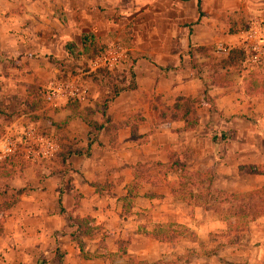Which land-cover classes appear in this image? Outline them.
I'll return each instance as SVG.
<instances>
[{
  "label": "crops",
  "instance_id": "obj_1",
  "mask_svg": "<svg viewBox=\"0 0 264 264\" xmlns=\"http://www.w3.org/2000/svg\"><path fill=\"white\" fill-rule=\"evenodd\" d=\"M182 20L183 0H0V103L28 85L45 89L49 82L63 81L52 77L55 65L72 55L67 43L78 49L84 31L127 35L135 81L134 89L107 102L105 114H88L94 121L108 117L120 126L115 131L93 129L76 114H64L62 121L48 114L60 126L47 122L46 135L58 142L53 155L22 164L14 160L8 166L11 175L0 176V186L24 188L2 222L0 264H264V215L236 241L210 209L194 203L193 195L185 199L170 190L177 171L158 183L154 162H169L170 152L182 156L190 170H212L214 130L227 133L219 167L264 163V94L245 95L242 80L224 88L195 76L186 49L198 37L195 30L184 32ZM223 40L237 45L236 34ZM176 96L210 98L211 105L197 107L193 129L182 130L181 121L155 114ZM58 102L55 107H62L66 99ZM31 119L34 126L46 122ZM234 120L243 121L242 127ZM61 143L88 154H71L62 165L53 160ZM227 159L241 162L224 163ZM257 176L264 182V175ZM67 216H90L99 228L71 239Z\"/></svg>",
  "mask_w": 264,
  "mask_h": 264
},
{
  "label": "trees",
  "instance_id": "obj_2",
  "mask_svg": "<svg viewBox=\"0 0 264 264\" xmlns=\"http://www.w3.org/2000/svg\"><path fill=\"white\" fill-rule=\"evenodd\" d=\"M197 13L199 14V2L200 0H194ZM227 34H234L237 32V28L234 23H230L229 20L226 22ZM79 46L78 49L73 52L69 43L65 45L68 51H72V55L78 60L89 59L95 57L103 52L106 48V43L100 36L93 34L90 31H84L79 34ZM129 54V53H128ZM188 57V65L190 70L195 76H199L201 72L200 63L196 60V55L202 56L206 62L211 63V72L208 75V82L219 87H230L233 83L227 78L226 70L228 68L236 67L241 64L244 59L243 52L240 48L234 46L230 47L228 53L223 58L215 60L214 56L211 54V47L206 45H196L189 47L186 52ZM128 56V55H127ZM145 57L144 55H141ZM213 61V62H212ZM129 78L125 82L111 83L108 86V92L106 93L105 104L113 99L119 92L124 90H132L135 88L134 73L132 66L134 65V59L129 58ZM97 71L107 72V69H97ZM243 82V93L248 96L264 94V74H258L255 72H249L246 74L242 80ZM45 90L37 85H28L23 90V95L20 100L19 107L15 112L8 110V104L0 103V135L3 132V127L11 123L14 116L34 112L43 109L46 102ZM208 104L211 105V100L209 97L205 96H176L174 101L169 104H161L160 108H155V114L160 120H176L183 123L182 130L193 129L198 122L197 107ZM101 114H105V108ZM63 109L67 110L69 114H76L81 117L83 122L92 127L93 129L99 130L105 128L107 132L115 131L120 126L111 122L108 117L102 115L100 121H94L90 118L88 114L82 113V108H80L79 103L73 99H67L62 105ZM38 114H32V117H42L47 122L60 127L59 124L50 115L46 113L45 110H40ZM139 114V113H136ZM134 123V122H133ZM61 124V123H60ZM47 134V133H40ZM109 144L112 145V139L109 137ZM83 150V151H82ZM77 149V147L71 144H60V149L54 154L53 160L65 165L66 159L71 154L85 153L88 154L87 149ZM170 161L161 163L159 161L154 162V165L158 168L161 174L160 181L165 180L166 174L168 172L177 171L176 187L166 186L170 188L172 192L179 193L183 195V188L188 184H193L194 179L205 180L208 185L212 182L213 172L210 169H204L202 171L189 170L187 164L185 163L182 156H177L174 152L168 154ZM23 163L26 161L20 156H12L0 160V176L8 177L11 175V170L8 166L12 165V162ZM237 174H250V175H264V163H240L236 166ZM198 180V181H199ZM92 186L97 189L98 187H103L105 185L92 184ZM134 184H132V187ZM65 189H69L68 184L65 183ZM63 188V189H64ZM24 188H13L9 187L6 183L0 186V235L3 231L2 222L7 212L12 208L19 200L20 194L23 192ZM190 193V192H188ZM226 196L221 202H227L229 205L225 208L224 212L219 215L218 219L223 221L226 225L227 231H237L244 229L250 222L254 221L260 216L264 215V185L256 187L254 189L235 192V193H224ZM189 195V194H188ZM75 198L74 204H77V194L72 193ZM60 211L63 209L58 201ZM232 218V220H229ZM67 222L73 227V230L68 232L71 239H77L79 235L90 236L93 230L99 228L97 225L93 224V219L90 216H67ZM155 237L157 234L155 233ZM42 264V262H39Z\"/></svg>",
  "mask_w": 264,
  "mask_h": 264
},
{
  "label": "rangeland",
  "instance_id": "obj_3",
  "mask_svg": "<svg viewBox=\"0 0 264 264\" xmlns=\"http://www.w3.org/2000/svg\"><path fill=\"white\" fill-rule=\"evenodd\" d=\"M187 1L188 0H183V20L181 21V23H179V25L184 27V32H187L188 35L192 34L193 30H195L198 41L194 43L189 42L186 52L189 47L196 45H206L211 47L212 56H214L215 60H218L223 57L215 53L214 46L216 43L221 42L222 44L232 47L228 44L229 42L226 43L223 40V37L225 35L236 34V36H238L237 34L239 32L246 30L252 25L264 26V0H200L199 14L194 7L195 1L189 0L190 3ZM228 20L230 23L235 24L236 28L238 29L236 33L227 34L226 22ZM100 37L106 44L111 41H116L126 48L129 44V37H127V35H124V33L123 35L122 33H119L115 36H107V34H103ZM235 39L236 37H232V39H229L231 41V44H235ZM75 51V48H73V52ZM130 57L131 56L128 55L125 60H123L120 64L113 67L107 72H95L88 71V68L86 66V59L78 60L73 55L67 53V55L65 54L62 59H59V64H57V66L55 65L56 69L52 77L60 80H65L68 76L69 78L77 77L88 81L91 95L87 97V101L81 103L72 97H68L67 99L70 98L76 100L79 103L80 108H82L81 110L83 114H101L103 112L104 106L106 105L105 98L106 93L108 92V86L112 82H124L125 84V82L128 80V62ZM196 60L200 63L201 77L208 80V75L211 72V63L206 62V60L200 55H196ZM226 72L227 78H229L233 83L230 87H235L239 85V82L243 80L244 76L249 72L264 74V65L251 64L247 61H244L243 59L240 65L228 68ZM50 76L51 75H48V77ZM46 78L47 76L43 79H39V81L37 82L42 83L44 82V80L48 79ZM22 95L23 92L20 89V91H18V93L12 97V100L6 103L8 104L9 111L15 112L17 110ZM40 110H45L47 114H53L56 120L61 121L63 120L64 114H69L67 111H65V109L61 107L51 106L49 104L48 98H46L45 106ZM40 110L25 113L28 114V116L22 117L23 119L13 117L14 119H12V122L16 123L19 128H21V126H26L30 123V120H32V114H39L40 112H43ZM41 121L40 123H38L39 125H35L37 127L38 133H49V126L47 125V121ZM234 121L237 123L235 125L237 128L242 127L243 121ZM226 139V131L214 130V133L212 132L211 134V141L216 145L215 152L217 153V155L215 158L216 163L210 166L213 172L212 182L210 183V185H208L204 179L201 181L198 178H195L193 184H187L183 188V196L185 199L188 198L189 195H193L194 203L199 204L201 208L203 207L205 209H210L217 219L219 215L224 212L225 208L229 206L227 202H221L226 196L224 193L244 192L264 185L261 176L237 174L236 169H223L222 167H219L218 163L223 157V155L220 153V150L222 148L221 145H224L225 142H227ZM251 139L254 142L257 141L256 137H252ZM232 147L237 148L238 146H235L233 144ZM25 160L29 161L30 159ZM226 162L235 164L237 162H241V160L227 159L224 161V163ZM244 163L246 162L244 161ZM214 165L216 166L215 168H213ZM203 168H201L199 171L204 170ZM229 220H232V218H230ZM247 226L242 230L231 231L234 236V240L237 241L244 236V232L247 231ZM227 232L230 233V231Z\"/></svg>",
  "mask_w": 264,
  "mask_h": 264
},
{
  "label": "built area",
  "instance_id": "obj_4",
  "mask_svg": "<svg viewBox=\"0 0 264 264\" xmlns=\"http://www.w3.org/2000/svg\"><path fill=\"white\" fill-rule=\"evenodd\" d=\"M237 47L244 55V61L251 64L264 65V26L252 25L237 34ZM230 46L218 42L214 46L215 53L226 56ZM127 57V48L116 41L108 42L103 52L86 59L88 71L97 69L111 70ZM49 104L58 105L61 99L75 98L79 102L86 101L88 85L84 79L71 77L63 81L49 82L45 87ZM58 148L55 137L40 134L37 128L29 123L26 126L9 124L0 135V160L12 156L28 159L49 158Z\"/></svg>",
  "mask_w": 264,
  "mask_h": 264
}]
</instances>
